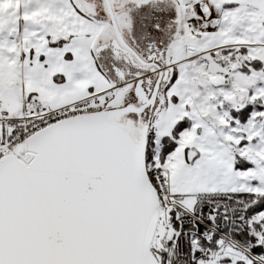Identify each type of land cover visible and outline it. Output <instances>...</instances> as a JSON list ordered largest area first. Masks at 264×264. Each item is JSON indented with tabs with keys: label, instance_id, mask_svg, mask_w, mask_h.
I'll return each mask as SVG.
<instances>
[{
	"label": "snow or ice",
	"instance_id": "snow-or-ice-1",
	"mask_svg": "<svg viewBox=\"0 0 264 264\" xmlns=\"http://www.w3.org/2000/svg\"><path fill=\"white\" fill-rule=\"evenodd\" d=\"M0 264H264V0H0Z\"/></svg>",
	"mask_w": 264,
	"mask_h": 264
},
{
	"label": "crops",
	"instance_id": "crops-1",
	"mask_svg": "<svg viewBox=\"0 0 264 264\" xmlns=\"http://www.w3.org/2000/svg\"><path fill=\"white\" fill-rule=\"evenodd\" d=\"M9 2H11V0H9Z\"/></svg>",
	"mask_w": 264,
	"mask_h": 264
}]
</instances>
